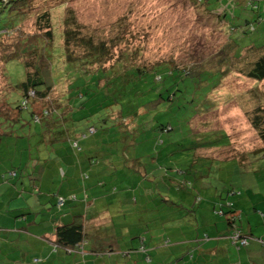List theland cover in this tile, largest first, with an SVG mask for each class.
<instances>
[{"label": "rangeland", "instance_id": "374dc122", "mask_svg": "<svg viewBox=\"0 0 264 264\" xmlns=\"http://www.w3.org/2000/svg\"><path fill=\"white\" fill-rule=\"evenodd\" d=\"M29 4L32 14L26 16L18 30L0 39V102L7 99L10 101H6L7 104L10 103L13 107L18 100V93L13 88L23 79L24 68L17 60L8 61L4 65L5 57L11 54L18 36L24 39L36 33L35 17L44 10H48L51 16L54 46L61 47L62 17L67 10H71L88 33L99 37L119 35L117 46L113 49L115 58L125 51L136 53L138 65L148 69L162 65L179 70L189 69L190 72L204 67L209 69L215 63L218 64L217 58L220 55L231 56L233 50L237 54L242 48L264 42V0L256 2L259 13L256 9L243 11L246 16L242 15L238 19L234 18L238 15L235 9L233 20L231 15L227 16V23L233 28L232 31L221 17L223 10L216 16L199 0H32ZM208 8H216V5L210 4ZM7 14L5 11L0 15V26L9 20ZM258 15L261 16L260 22L257 21ZM252 16L254 30L248 31L249 26L244 27L242 19L248 17L252 21ZM226 29L234 41L233 50L227 47L230 40ZM203 73L200 72L197 76L193 74L188 78L184 76L181 80L177 72L171 73L168 68H162L160 74L163 80L159 83L155 82L152 73L145 74L116 107H106L111 103L108 97H104V92L75 97L71 101V115L76 124L81 125V129L76 132L80 135L86 133L87 127L92 124L100 130V124L96 122L100 115L104 119L109 117L111 121H116L115 127L117 123L119 126H131V122L136 120V131L139 134L129 140L132 146L125 151L128 161L124 165L128 168L126 171L131 173L130 181L135 182L137 197L144 188H148L151 190V205L164 199L166 193L162 191L161 185L168 184H164L166 180H162L159 174H163L164 168L180 166L186 172L188 184L180 191L171 186L167 193L171 199L178 200V204H184V208L191 211L188 213L192 219L190 230L199 231L211 222L206 209L213 204L211 196L214 194L217 198L222 196L223 200L226 198L235 204V209L244 219V230L248 232L247 225L244 224L247 223V217L253 234L256 232L261 235L264 230V156L252 152L263 146L243 115L245 109L250 107L241 97L251 88L264 94V81L255 83L236 74L229 75L222 79L218 92H215L217 75L212 72L211 76ZM7 81L11 88L8 94ZM63 83H59L61 85L54 92L64 91L68 81ZM206 88L210 92L204 96ZM173 92V100L168 101V94ZM260 101L264 104V96ZM212 104V108L204 113L203 110ZM15 115L19 122L0 119V123L4 122L0 125V133L12 131L13 135L12 138L0 136V167L8 169L14 166L18 179L30 184L44 173V165L54 163V158L57 157L55 150L59 147L56 146L53 150L55 145L49 144L47 138H43L42 147L33 145L35 137L26 144L24 135L33 123L29 122L26 110L11 114L12 117H16ZM88 117L95 120L88 123ZM20 120L23 126L19 128ZM167 124L172 126L173 131L158 132L160 125ZM32 128L35 130L31 129L30 132L39 131L38 126L34 125ZM108 135L107 132H97V136L105 139L104 142ZM155 141L161 143L151 148L150 144ZM204 142L212 144V150L204 148ZM174 151L181 152L171 156L170 153ZM246 155L247 161L240 163ZM135 156L140 157L141 166L136 171L129 170ZM4 169L3 172L7 173ZM49 171L47 169L45 173L48 174ZM143 172L150 178L146 179ZM228 190L237 192V195L227 196ZM198 194L201 201L196 205L195 196ZM216 202L220 203L219 199ZM175 224L169 223L170 227ZM176 238L194 240L195 234L192 237L187 234ZM166 245L163 246L165 251ZM151 264L167 262L154 259Z\"/></svg>", "mask_w": 264, "mask_h": 264}, {"label": "trees", "instance_id": "16d2710c", "mask_svg": "<svg viewBox=\"0 0 264 264\" xmlns=\"http://www.w3.org/2000/svg\"><path fill=\"white\" fill-rule=\"evenodd\" d=\"M32 0H0V15L3 12H7L8 21H5L0 26V39L4 36H9L11 32L18 30L21 22L26 18V16L31 15L32 13L30 8V2ZM206 9L216 14H219V11L223 10L221 17L227 23V16L234 14V10L238 11L237 17L241 19L243 11L248 12V10L254 11L256 9L259 13V7L256 5L257 0H199L202 2ZM215 4L216 8L209 9L208 5ZM30 10V11H29ZM219 17V16H218ZM232 18V20L234 19ZM242 24L244 27L249 26L248 31H253V16L251 18L244 17L242 19ZM258 22L261 21V16L258 15ZM36 33L26 38L18 36L19 39L15 40L13 43V50L11 54H8L5 57V62L17 60L22 63L24 68V77L16 85H14V90L18 93L17 105L15 107L11 106L10 103L7 104V99H1L0 102V119L4 118L7 121H12L16 123L19 122L18 117H12L11 114L21 112L26 110L29 116V122L33 123V126H38L39 131L34 132V128H28V132L24 135L25 143L28 144L31 142L34 137L36 140H33V145L37 147L44 146L43 138L48 139L49 144H64L65 142H70V147L75 152L80 151L78 141L81 138L87 136L96 135L99 131L101 134L108 133L109 141L114 143L116 147L114 148L115 153H117L120 164L124 166L128 159L125 157V151L128 147H131L129 140L131 137L137 136L139 133L136 131L138 124L135 125L136 120L131 122V126H119L115 127L116 121H111L109 117L104 119L100 115L99 120L96 121L100 124V130L95 127V125H90L87 127L86 133L77 134V130L81 129V125L73 119L71 115L73 107L71 101L74 98L87 96L90 93L96 94L99 92H104L105 96L108 97V100L111 104L106 107L115 105L119 106V101L123 99V96L127 95L129 91L136 86L138 81L148 73H152L155 82H161L163 80L160 70L162 68H168V71L173 73L177 72L178 77L182 80L185 78L191 77L193 74L195 76L200 72L211 76L213 74L217 75L216 84L214 86L215 92H218L222 79L229 75H239L255 83L264 81V42L261 44L247 46L242 48L240 51H237V54L233 50L235 49V44L231 35L228 32L231 29L229 24L227 30V38L230 40V45L228 49L233 50L231 56L220 55L217 58L218 64L212 68H201L195 71H189V69H176L175 67H169L167 65L155 66L152 68L140 67L138 62H136V53L132 52H122L116 58L113 55V49L117 46L119 35H112L110 37H99L94 36L87 32L86 28L78 23L75 13L71 10H67L65 15L62 17L61 22V47L54 46L55 34L52 28V20L48 10L42 11L35 17ZM246 31V30H245ZM247 32V31H246ZM17 37V38H18ZM16 38V39H17ZM227 50V49H226ZM229 50V51H230ZM3 76L6 78L5 73ZM7 80V79H6ZM68 81L65 86V90L57 93L54 92L55 89L63 82ZM61 83V84H59ZM8 92L10 91V85L8 84ZM208 86V85H206ZM207 92L204 96L209 95L210 89L206 88ZM185 89L184 91H187ZM182 93L181 90H179ZM54 92V93H53ZM175 92V91H174ZM169 93L167 96L168 101H172L175 93ZM177 92V90H176ZM264 96L263 93L258 92L256 88H251L246 90L242 95L241 99L244 98L246 103H248V109L244 111V117L251 126L252 130L257 134L259 141L262 143L263 147H260L253 151V154H259L264 156V104L260 99ZM92 97V95L90 96ZM160 98L162 96L160 95ZM104 101V100H103ZM10 102V101H9ZM191 102V101H190ZM214 104V103H213ZM212 105H208L203 112H207L212 108ZM244 104V103H243ZM244 104V105H245ZM82 105V104H80ZM7 110V111H4ZM89 118V117H88ZM94 118L86 119V122H93ZM20 120L19 128L23 126ZM4 123V122H1ZM0 123V125H1ZM107 123L109 124L107 126ZM26 124L24 123V126ZM133 125V126H132ZM1 127V126H0ZM116 128L117 130H115ZM31 129H34L33 132H30ZM158 132L168 133L173 131V128L170 124L160 125L157 128ZM216 133V132H214ZM12 131L8 133H0V136H10L13 137ZM79 137V138H78ZM140 137V136H139ZM227 142L229 143L228 136L225 135ZM78 138V139H77ZM217 142V141H216ZM215 142V143H216ZM24 143V142H23ZM161 141H155V143L150 144L151 148H155ZM204 148L212 150V144L202 143ZM230 144V143H229ZM120 146V147H119ZM196 146V145H195ZM31 147V146H30ZM181 152V151H180ZM178 151L171 152V156L180 154ZM251 154V153H249ZM246 158L243 159L240 163L246 162ZM246 160V161H245ZM90 167H95L100 165V160L90 158L88 160ZM140 157L135 156L132 159L131 166L129 170L139 169L140 167ZM181 169V170H180ZM126 170L127 167H126ZM123 172L122 174H131L128 171ZM17 171L11 169L2 178L7 181L8 179L14 178ZM144 173V172H143ZM145 174V173H144ZM186 172L182 170L180 166H171L170 168H164L163 174H159V177L162 179L164 177L176 178L173 182L164 185V188L167 190L171 186L176 187L177 191H180L183 186H186L188 182L185 179ZM84 179L87 178V173L83 176ZM146 179L150 178L144 176ZM154 181V179H152ZM133 186L128 185L131 191L136 187L135 182L129 181ZM169 182V181H168ZM102 190L115 192V187L111 186V189H108V183L105 181L97 182ZM146 187L148 185L146 184ZM148 189V188H147ZM39 189L37 186H32V193L38 194ZM165 194V195H166ZM237 195V192L228 190L227 196ZM195 204L199 205L201 197L199 194L195 196ZM58 198H62L64 203L61 206H57ZM76 197L67 196L63 197L60 195H55L54 207L57 212L61 211L64 205L67 202L75 201ZM223 200V199H222ZM135 202V199L133 198ZM178 206H182L179 204ZM186 213L187 209H184ZM194 212V210H192ZM212 212L215 215H218L221 218H226L227 226L232 229L228 235V239L231 244L234 245L237 249L245 248L249 245L251 237L242 233L238 222H241L240 214L233 208V204L224 199V202L216 203L212 208ZM237 233L240 237L246 238L247 243L244 246L238 244V242H233L232 236ZM57 243L56 247L63 248L65 251L70 252L71 246L80 244L84 240V232L80 224H71L63 225L56 229L55 232ZM204 236V235H203ZM207 240V236L203 237ZM139 247L136 249L138 252H144V239L142 237H137ZM263 247L264 242L257 240ZM145 261H150L149 256L145 255ZM175 262L171 263L174 264ZM178 264V263H176ZM226 264H239V262L228 261Z\"/></svg>", "mask_w": 264, "mask_h": 264}, {"label": "crops", "instance_id": "0c3cea01", "mask_svg": "<svg viewBox=\"0 0 264 264\" xmlns=\"http://www.w3.org/2000/svg\"><path fill=\"white\" fill-rule=\"evenodd\" d=\"M89 137L78 141L79 152L73 151L70 142L55 143L53 150L56 146L59 148L55 150L54 163L44 165V173L30 184L18 179V173L5 181L2 175L6 172L0 167V264H151L154 259L167 264H226L228 261L264 264V247L257 241H264V230L261 235L253 234L246 217L247 232L240 214L241 222L237 225L251 240L245 248L232 245L228 239L232 229L227 226L226 218H220L211 209L218 199L224 201L222 196H211L213 204L206 211L212 220L193 232L191 215L185 212L184 204L178 206V200L166 194L164 199L151 205V190L147 188L137 197L136 189L130 191L128 187L133 186L129 182L131 174H122L126 166L120 164L115 153L114 148L118 146L109 138L104 142L97 134ZM90 158L100 160L101 164L90 167ZM11 169L16 171L14 166L4 170ZM47 169H50L48 174ZM175 179L162 178L166 180L164 184ZM99 181L108 183V189L114 186L115 192L102 190L97 186ZM33 185L39 189L36 195L32 193ZM161 189L166 193L164 185ZM55 195H74L76 200L67 202L57 212ZM169 223L175 225L170 227ZM71 224L82 226L84 240L71 246L70 252L55 249L56 229ZM193 233L194 240L176 238L187 234L192 237ZM138 236L144 239V252L136 250L140 246ZM145 255L149 256V262L145 261Z\"/></svg>", "mask_w": 264, "mask_h": 264}, {"label": "built area", "instance_id": "2783aa9c", "mask_svg": "<svg viewBox=\"0 0 264 264\" xmlns=\"http://www.w3.org/2000/svg\"><path fill=\"white\" fill-rule=\"evenodd\" d=\"M64 203V200L62 198H58L57 200V206H61ZM233 242H238L239 245L244 246L247 243L246 238L240 237L237 233H235L232 236Z\"/></svg>", "mask_w": 264, "mask_h": 264}]
</instances>
